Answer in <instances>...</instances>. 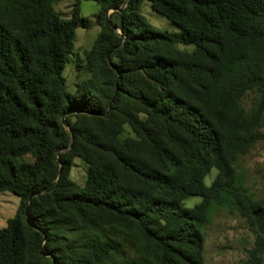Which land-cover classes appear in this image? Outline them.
<instances>
[{
    "label": "trees",
    "instance_id": "obj_1",
    "mask_svg": "<svg viewBox=\"0 0 264 264\" xmlns=\"http://www.w3.org/2000/svg\"><path fill=\"white\" fill-rule=\"evenodd\" d=\"M87 1L101 32L71 93L64 71L92 22L77 4L65 19L54 0H0V194L20 200L0 264H204L218 210L264 250V198L237 171L260 138L264 0ZM145 2L180 34L150 24Z\"/></svg>",
    "mask_w": 264,
    "mask_h": 264
},
{
    "label": "rangeland",
    "instance_id": "obj_2",
    "mask_svg": "<svg viewBox=\"0 0 264 264\" xmlns=\"http://www.w3.org/2000/svg\"><path fill=\"white\" fill-rule=\"evenodd\" d=\"M72 3L75 0H67ZM83 17L92 19L99 10L95 2L79 0ZM65 3L56 0L55 9L57 12L63 10ZM111 11L108 13L110 15ZM142 15L155 28L163 33L179 35L180 31L167 19L155 14L150 3L145 2L141 8ZM62 15V14H61ZM64 18V16L62 15ZM110 17V16H109ZM89 19V20H90ZM115 22H118L116 19ZM79 33H86L89 41H81L85 46L83 50L74 51L72 61L67 64L64 76L67 79V89L74 93L76 84L81 80L89 78L85 68L86 55L98 37V28L93 25L88 30L79 29ZM79 34V35H80ZM79 43V40L77 41ZM76 42V43H77ZM182 50L192 51V48L180 47ZM80 65V68L77 67ZM259 96L251 93L245 97L243 105L250 110L259 102ZM260 138L251 151L241 158L237 163V171L244 178L245 187L255 199L264 198V112L262 125L259 130ZM88 166L81 160L76 159L70 173L72 181L83 187L87 178ZM217 176V171L212 170L206 178L205 183L211 186ZM10 203L0 205V230L7 227V221L14 218L19 206V198L7 192ZM202 198L190 197L185 201L188 208H193L200 204ZM258 232L245 218L237 212L218 210L213 220L205 232L204 240V264H264V250L257 249Z\"/></svg>",
    "mask_w": 264,
    "mask_h": 264
},
{
    "label": "crops",
    "instance_id": "obj_3",
    "mask_svg": "<svg viewBox=\"0 0 264 264\" xmlns=\"http://www.w3.org/2000/svg\"><path fill=\"white\" fill-rule=\"evenodd\" d=\"M60 2H63V3H65V5H64V7H63V10H61V12H58V13H60V14H62L63 16H64V18L65 19H70L71 18V13H72V10H73V8H74V6L77 4L78 5V7H79V11H80V14H81V16L83 17V15H82V11H81V3H80V1L79 0H75L73 3L71 2V1H68V3H67V0H59ZM55 2H56V0H54V7H55ZM91 2H93V1H91ZM99 6V5H98ZM56 10V9H55ZM100 10H101V8H100V6H99V10H98V12H97V14H95L94 16H93V18L92 19H90V21L93 23V25H95V26H97L96 25V16L99 14V12H100ZM57 11V10H56ZM114 13V11H111V13H110V15L109 16H111L112 14ZM83 18H86V17H83ZM88 19V18H87ZM97 28H98V36H99V34H100V32H101V28L99 27V26H97ZM84 30V29H83ZM89 31V30H88ZM80 31H79V29L76 31V40H75V51H79V50H83L84 48H85V46L82 44V42L84 41H89V36L86 34V33H79ZM80 34V35H79ZM98 38V37H97ZM79 40V43L77 42ZM97 40V39H96ZM82 41V42H81ZM77 42V43H76ZM94 46V45H93ZM89 51H91V50H89ZM88 51V52H89ZM9 195H7L6 193H4V194H0V205L1 206H4V205H6V204H8V203H10V200H9ZM20 203V202H19ZM18 209V208H17ZM17 212V211H16ZM15 215H16V213H15ZM15 217V216H14ZM10 220V219H9ZM8 220V221H9ZM8 221H7V223H8Z\"/></svg>",
    "mask_w": 264,
    "mask_h": 264
},
{
    "label": "water",
    "instance_id": "obj_4",
    "mask_svg": "<svg viewBox=\"0 0 264 264\" xmlns=\"http://www.w3.org/2000/svg\"><path fill=\"white\" fill-rule=\"evenodd\" d=\"M129 1H130V0H127V1H126V4H128V3H129ZM112 11H114V12H115V11H117V10H112ZM119 11H122V9H121V10H119Z\"/></svg>",
    "mask_w": 264,
    "mask_h": 264
}]
</instances>
